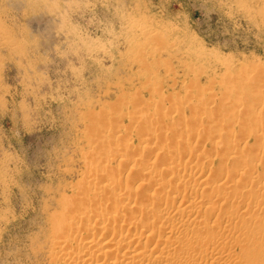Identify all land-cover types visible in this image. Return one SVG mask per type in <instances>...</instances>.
Listing matches in <instances>:
<instances>
[{"label":"rangeland","instance_id":"obj_1","mask_svg":"<svg viewBox=\"0 0 264 264\" xmlns=\"http://www.w3.org/2000/svg\"><path fill=\"white\" fill-rule=\"evenodd\" d=\"M245 77L248 78V80L246 79L248 82L245 81ZM256 77L259 80L262 78V83H257ZM154 79L157 82H155L156 80L153 81ZM240 79L244 80L242 82L245 85H241ZM228 82L238 83L236 84L238 88ZM263 83L264 0H0V264H62L58 258H55L58 248H55L53 246L54 241H51L54 240V233L51 228L57 222L55 220H59L58 215L64 211V207V209H71L74 203L76 204L79 200L76 197L77 201L74 202L77 190L87 183L88 176H92L89 175L90 173L94 176L91 178H95L97 177V170V173H101L100 171L103 169L102 173H104L108 169L111 174L114 170H119L120 164L123 165L126 160H124L125 162L120 161L115 156L116 160H111L113 159L112 155L118 152L120 154L122 151H119L120 148L125 147L126 143L130 151L127 147H122L121 149H124L122 155L124 153L126 155L128 152L127 154H130L131 158L127 159L129 157L126 155L127 162L133 167L138 166V169L134 168L139 171L142 167H139L140 165L143 163L146 165L149 160L155 158L154 155L157 150H150L152 146H156L155 143L157 144V141L154 142L155 139L158 140L159 146L161 140H164L161 137H165L167 144L172 140L170 145H173L174 148L176 145L177 153L179 152V156L181 155L177 159L178 162L176 161L177 164L188 167L194 166L196 163V168L207 169L204 171L205 173L209 172V175L205 180L206 183H204L208 186L209 183L211 186L215 184L212 191L210 190L207 194L213 193L218 183V180L217 183L215 180L219 178L210 171L214 170L218 174L220 168L217 171L215 170L216 167L222 166L227 161L229 162L227 164H231L233 161L236 163V158L238 159L240 156L238 157L236 155L238 153L234 151L242 152L239 155L243 157L242 154L249 146L251 151L249 148L247 150L250 151L249 155L245 152L244 158L251 154L253 156L259 149L261 150L258 151L259 153H264V135L262 136L264 134V115L254 117L246 110L249 101L252 107H254L253 103H256L252 100L255 99L256 101L257 98L250 99L253 95L254 97L259 96V100L263 99ZM232 87L234 88L231 89ZM231 90L235 91L236 96L233 95V99H229L230 103H225L226 106L224 104V107L231 106L233 103L232 107L236 110H234L235 113L232 111V113L227 114L231 116L238 111L239 116L236 114L232 119L240 121L236 124L233 120L234 123H231L232 119L228 117L231 123L229 125L226 116H224L225 121L223 118L222 121L225 123L227 121L228 124L221 122V118H219L220 120L215 119L218 118L215 114L224 112L225 108L221 111L220 107L211 105L213 110L210 103L217 101L220 103L216 102V105H222V97L226 95L228 97L230 93L228 91ZM199 91L200 94L198 95L201 96L197 97ZM159 92L164 96L161 94L163 97H159ZM214 94L215 96L211 97H214L213 102L210 100L211 98L205 99L207 95L210 97ZM184 96H187L186 101ZM245 98L250 99H247L246 105L243 102ZM199 99L207 101L210 111L213 110L215 113L212 111V114L214 113L215 116L212 115L213 117H211L209 114V118L206 113L209 111H200L203 113L199 114L191 108L195 103H199ZM152 100L154 103L151 104ZM149 101L151 107L150 104H146ZM232 101L238 102L237 105L236 102ZM130 102L137 103V106L143 109L145 106V109L149 106L148 112L153 113L152 117L154 118L150 117L151 113H146L147 110L144 112L141 109L146 115L141 114L142 111H139L140 109L134 107ZM177 106L178 108L179 106L182 107L181 111L178 110L181 112L180 114L177 111ZM251 106L250 108H252ZM190 110L193 114H190ZM167 111L173 113H167V115H172L168 121L167 119L160 120L159 123L154 120L157 116L155 113L165 112L166 114ZM113 112L114 114L117 112L115 114L117 118ZM133 112H136V117ZM118 113L122 114L121 117L118 116ZM195 113L199 116L202 115L201 119L203 118L204 124L208 123L207 118H209L208 121L211 119L210 122L215 119L216 122L224 124L214 121L216 125L219 124L217 127L221 125L222 129L215 127L217 129L214 133L209 130L211 137L212 134L213 137L211 138L210 134H206L207 137H210L208 139L204 135L208 129H203L204 134L202 132L204 126L197 130L202 134L196 131L194 135L190 131V134L194 135L195 138L198 137L201 141L203 139L201 143L196 138L199 141L197 152L201 150L209 155H211L210 153L214 154L217 150L213 148L215 151L210 152L213 145L210 147L212 143L209 141L213 138L220 139L222 146L220 144L218 149L226 147L227 144L235 147L229 159L221 160L219 164L218 161L220 160L213 158L210 161L213 164H210L208 158L207 161L202 160L201 162V160H188V157L186 159L184 157L186 154L183 156L182 153L187 152L183 147L184 140H186V136L189 137L190 135L187 131L189 126L191 125L193 128V124H196L197 121L193 116ZM127 114L131 115L127 116ZM139 114L144 116L140 117ZM227 114L225 113V115ZM199 116H196L197 119ZM122 117L123 119L120 121L119 118ZM142 117L144 119L146 117L148 120L145 119L146 121H144ZM150 118L152 120L149 121ZM134 119L136 120L134 121ZM175 119L177 120L176 123H174ZM248 119L262 120L263 129L252 131V128L248 127ZM169 120H172L171 123L175 129L177 128L176 131L175 129L172 131L174 126L171 127L172 132L168 130L167 125L170 124L171 126ZM136 121L140 122L137 124ZM152 121L155 124H152ZM114 124L117 125L113 126ZM160 125L165 126L167 130ZM225 125H227L228 130L232 129L233 131H227ZM231 125L233 128H230ZM119 126L120 129L117 128ZM177 126H180V129ZM181 126H183L184 131L186 130L185 127L189 128L184 132ZM110 127L121 130V137L117 135L119 134L118 130L112 133L114 130ZM242 127L251 131L248 133ZM153 130L155 136L161 138H159L160 140L155 136H153L155 139L152 137L153 140L147 139L148 132ZM101 131L105 132L102 134ZM141 131L143 136L140 135ZM225 131H227L226 135ZM245 131L250 135L245 137L246 140H244V136L247 134ZM252 132L259 135L254 137ZM228 133L231 134L227 135ZM112 135L115 139L111 138ZM200 135H203L201 137L205 136L206 141L204 138H200ZM139 136L142 139L144 136L146 137L143 139L144 142L142 139L138 140L140 139ZM99 138H105V140L101 139L100 142ZM120 138L124 140L121 142ZM183 138L184 142L181 140ZM254 139L256 146L253 142ZM108 140L115 143L108 144ZM179 141L183 144H181L183 150L182 147H179ZM257 141L259 145H257ZM98 142L104 143L103 146ZM147 142L150 146L149 144L147 146ZM175 142L176 144H174ZM203 142L206 144L205 146ZM140 143L142 144L139 145ZM239 144L241 147L237 150ZM247 144L246 150L243 149V146L245 148ZM138 145L142 146V149ZM228 145L227 147H229ZM136 147L141 149L144 155L146 154V160L141 158L144 156L140 152L141 150L133 154L137 151ZM134 148L135 150H132ZM205 148V151L209 152H204L203 149ZM209 148L211 149L209 150ZM254 149L256 152L253 151ZM87 151H91V153H87ZM95 153H99V155ZM102 153L107 154L106 157ZM100 154L109 161L101 166L98 165V168L100 167L98 169L95 166L103 159ZM135 155H139L140 162L142 160L145 162L139 165L133 164L131 160L138 158ZM165 155H163L164 159L161 157V162L166 159ZM98 156L102 158L100 160H98L99 158L95 159ZM166 157L168 163L166 160L163 161L164 164L167 163L164 166L174 164L175 161L172 160L171 156L166 155ZM232 157L234 159L230 162ZM262 157L259 165L255 162L253 168L255 170L251 169L253 176H262L260 172L263 169L261 165L264 166V154ZM94 160L99 162L96 163L95 161L94 164L92 162ZM90 164L94 166L91 168ZM207 164L210 167H206ZM162 165L161 167H164ZM94 168L96 172L93 171ZM115 173L112 175L117 174ZM224 175L220 180L221 182L224 181V177L226 181L228 180L225 190L223 189L227 193L234 184L232 182L237 181L239 175H227L226 173ZM210 176L215 177V179L211 178L213 184L208 181ZM231 176H234L235 180ZM258 176L257 178H259ZM230 177L234 181L231 180L230 182ZM262 177L260 179L264 181V175ZM128 179L131 180L129 177ZM128 179L126 182L130 181ZM129 184L127 183L125 187L135 199L141 196V193H137L140 188L145 193V185L141 187L133 183ZM208 186L206 191H209ZM245 186L244 189L242 188L241 196L252 198L248 200L250 205H255L256 201L261 203L264 200L260 196H255L258 188L253 185L249 186V184ZM232 189L234 192L235 188ZM103 192H107L103 194L105 197L100 194V198L95 199L98 201L108 197L109 201L104 200V202L110 204L113 198H109L112 197L109 190L103 189ZM230 192L229 194H232ZM143 193L141 197L144 199ZM138 198L137 202L139 201ZM93 199L91 200L93 201ZM66 200L68 203L70 202V206ZM137 205L138 203L131 208L136 209L135 211L138 213L139 207ZM131 208L127 209L125 213L128 210L130 213H135V211L131 212ZM260 214L264 216V213ZM243 216L244 219H247L248 216L251 217V214ZM253 216L258 217L259 214L254 213ZM260 216L258 218L262 217ZM239 221L242 222V220ZM156 223V226L160 225L159 221ZM237 223L239 224L238 221ZM236 253L242 256L243 250L237 248Z\"/></svg>","mask_w":264,"mask_h":264},{"label":"bare ground","instance_id":"obj_2","mask_svg":"<svg viewBox=\"0 0 264 264\" xmlns=\"http://www.w3.org/2000/svg\"><path fill=\"white\" fill-rule=\"evenodd\" d=\"M246 72H247V70H246ZM247 77L244 78L245 81H246V79L248 80ZM249 78H251V77H249ZM261 79L262 78H260V80H259L258 77L255 78L257 83L258 82L260 83ZM155 80L156 79H154L153 81H155ZM240 81H241V85H245L243 83L244 80L240 79ZM251 81H252V79H251ZM155 82H157V80ZM246 82H248V81H246ZM149 84H151V83H149ZM229 84L235 85L236 87L238 86V85H236L238 83L235 84L234 82H232V83L230 82ZM234 87H232L231 89H233ZM200 89L202 90V87H200ZM205 89H206V87H205ZM209 89L211 90L212 88H209ZM210 90H209V92H211ZM200 91L197 93V95L200 94ZM252 91H251V93H252ZM204 92H206V91H204ZM228 92H230L228 94V97H226L227 96L226 95L225 97H222L223 99L221 98L222 99L221 101L223 102L222 105L217 104L218 105L217 106L216 105L217 101L214 102L215 104L210 103V106L212 105L213 107H217V108L220 107L219 109H221V111H223L225 108L224 112H218L215 114L218 116V118L214 117L215 119H218V120H220L219 118H221V122L225 121L224 116H226L227 119H228V117H231V119H232L236 114H238L237 113L238 111L236 112V114H234L235 109H234V107H232L233 103H231L232 105L230 104L231 106L227 105V107L229 109L227 107H224L225 103H230L229 99L230 100H231V98L233 99V95H234V97L236 96V94H234L235 91L231 90ZM156 94H157V92H156ZM161 94L162 93L159 92V97L164 96L163 94H162L163 96ZM189 95H188V97H189ZM208 95L206 96L207 98H205L206 100H208L212 96H215V94L210 95V97H208ZM200 96L198 95L197 97H200ZM237 96H239V95H237ZM245 97H246V95H245ZM186 98H187V96H184V100ZM213 98H211L210 100L212 101ZM243 98H242V100H243ZM252 98H257V100L256 101H255V99L252 100ZM149 99H151V98H149ZM163 99H162V101H163ZM205 99L204 100L199 99L200 100L199 103L198 102L195 104L193 103L194 105L191 108L193 110H195L196 112H198L199 114L206 112V111H209V113L206 112L208 114L209 118H210V115H211V117L215 116L214 115L215 112L213 111L214 108L211 106L213 108V110L212 109L211 110L214 112L212 114V111H210V108H209L207 101ZM247 99H249V98H247ZM247 99L245 98V101ZM250 99L256 103H253L254 107H252L249 104L250 101L249 102H248V100L246 102L243 101L244 105H246L245 103L248 102L247 103V109H246L247 113H249V114L251 113L252 115L251 114L250 115L254 116V117H260L262 114L264 115V96H263V99H261V100H259L260 99L259 96L254 97V95ZM190 100H191V98H190ZM154 101H155V99H154ZM185 101H182V102H185ZM187 101H188V99H187ZM219 101H220V97H219ZM238 101H240V100H238ZM143 102H145V101L143 100ZM157 102H159V101H157ZM232 102H236V101H232ZM152 103H154L153 100H152L151 104ZM190 103L191 102H189V104ZM217 103H220V102H217ZM237 103L238 102H236V105H237ZM131 104H133V102ZM146 104L149 105L150 101ZM151 104H150V107H151ZM159 104H161V103H159ZM133 105H134V107L136 106V108H139L137 106V103L133 104ZM178 105H180V104H178ZM249 105L252 108H250ZM190 106H192V104H190ZM225 106H226V104H225ZM234 106H235V104H234ZM145 107H144V109L139 108L140 110L139 109L138 110L142 111L141 109H143L144 112L147 110L146 111V113H147L149 111L148 108H150V107L147 106L148 108H146V109H145ZM180 107L181 106H179V108H178V106H177V111L182 110V107H181V109H180ZM235 108H236V106H235ZM244 108H245V106H244ZM174 109H175V106H174ZM136 110H134V111H136ZM215 110H216V108H215ZM169 111H171V110H169ZM177 111H175V112H177ZM195 111H193V112H195ZM200 111H203V112H200ZM217 111H219V110H217ZM226 111H228V112H226ZM232 111L234 112L233 115L229 116V114L232 113ZM144 112L142 111L141 114H143ZM146 113H144V114L146 115ZM150 113L151 112H148L147 114H150ZM167 113H169V112L167 111L166 114H165V112L164 113H158V112L155 113V114H157V116L155 117L154 120L159 122L160 120L163 121V120L167 119V121H168L169 117H172V115L171 116L169 115L172 112L169 113L168 115H167ZM180 113L181 112H179V114ZM191 113H192V111L190 112V114ZM225 113L226 114L229 113V114H227L228 116L225 115ZM115 114L113 112V115H115ZM118 114H119L118 116L121 117L122 114L121 113H118ZM141 114H139L140 117L144 116ZM152 114L153 113H151L150 117H152ZM195 114L193 116H194L195 120H197V121H196V124L191 123L194 125L193 128L191 125L189 126L190 128L187 126L189 129L192 128L191 130H189L188 128L185 127L186 130L188 129V131H187V132H189L188 134H190V131H192L191 133H193L195 135V132L201 126H204L202 128V130L203 129L204 130L208 129V131L212 130L213 133H214V131H216L215 129H217V128L222 129L221 125L219 127H217L219 124L216 125V123H220V122H218V121L216 122L215 119H214V121L216 123L214 121L210 122L211 119H210V121H208L209 118H207L208 123L205 122L206 124H204L203 120H202L203 118L201 119L202 115L199 116V114L198 115H197V113H195ZM130 115L127 114V116H130ZM125 116H126V114H125ZM132 116H134V115H132ZM147 116H149V115H147ZM196 116H199L198 117L199 119H197ZM238 116H239V114H238ZM135 117H136V114H135ZM116 118H117V116H116ZM152 118H154V117H152ZM152 118H150L149 121L152 120ZM222 118H223V121H222ZM120 119L122 120L123 117L119 118V120ZM131 119H132V117H131ZM142 119H144V117H142ZM145 119H146V117H145ZM145 119H144V121L148 120V119H146V120ZM135 120L136 119H134V121ZM229 120L230 119H228V122H229ZM233 120L234 119L231 120V123L236 122V124H237V122L240 121V120L239 121L234 120V122H232ZM256 120L257 119L247 121L248 122L247 124L249 125L248 127L252 128V131H254V129L258 130V129L264 128V127L262 128V126L264 125V123H263V125L261 123L262 120L261 121L260 120L256 121ZM169 121L171 123L172 120H169ZM176 121L177 120L175 119L174 123H176ZM138 122H140V121H136L137 124H138ZM136 123H135V125L138 128ZM153 123H154V121H152V124ZM223 123H225V122H223ZM223 123H220V124H223ZM226 123H227V121H226ZM231 123L229 122V125ZM145 124H146V122H145ZM116 125L117 124H114L113 126H116ZM163 125H160V126H163ZM165 125H166V122H165ZM167 126H168V130L171 131V127L173 128L174 125L171 123V126H170V124ZM225 126L227 128V125H225ZM232 126L233 125H231L230 128H233ZM163 127L165 128V126H163ZM177 127H179V129H180V126H177ZM181 127H182V130L184 131L183 126H181ZM215 127H217V128H215ZM101 128H103V127H101ZM114 128H113L114 131L112 133H114L115 130L116 131L118 130L119 134H117V135H119V137H121L120 136L121 130H119L121 127L120 126L117 127L119 129H117V128L114 129ZM164 128H163V130H164ZM226 128H225V130H226ZM174 129H175V126H174L172 131H174ZM176 129H175V131H176ZM240 129H241V127H240ZM242 129H243V127H242ZM245 129L246 128H244L243 130H245ZM107 130H108V128H107ZM157 130L158 129L156 128V131ZM163 130H161V131H163ZM165 130H167V129L165 128ZM186 130L184 132H186ZM204 130L202 131L203 134L205 133ZM230 130H232V129H230ZM230 130H228V128H227V131L230 132ZM208 131H206V133L204 135L210 134V137H211V133H210V131L209 132ZM227 131L224 132L225 135H226ZM246 131H248V133H249V131H251V130L246 129ZM104 132L105 131H101L102 134ZM202 132H200V133L202 134ZM254 132H252V134H254ZM263 132H264V129H263ZM148 133H149L148 135H147V132L145 133L147 136L145 134L144 135L146 137H148L147 138L148 140H149V138L153 140V138H154L153 136H155V131L154 130L149 131ZM215 133H218V132H215ZM185 134H184V136H186ZM229 134H231V133H228L227 135H229ZM247 134L244 136V138L247 136L248 137L250 136L249 134L248 135ZM109 135H111V134H109ZM140 135L143 136L142 131H141ZM194 135L190 134L189 137L186 136L187 138H185L183 136L186 140H184V138L181 139L182 141L183 140L185 141V142L183 141L184 142L183 147H184V150L186 149L185 151H187V152L186 153H182V151H180V152L183 154V156L186 154L184 157L185 158L188 157L189 158L188 160H194V161H200L201 160V162H202V160H206L208 158L209 159L208 161L210 162V161H212L213 158H218L220 160V161H218L220 164L221 160L223 161V160H227V158L229 159L231 154H232V151L235 150L234 145L232 146V145H228V144L227 145L229 147H227V145H226V147H224V148L221 147V149H218V148H220V144L222 146V143H220V141H219L220 139L218 140V139L213 138L212 140L209 139L210 140L209 142L212 143L210 147H212V145H213L212 149L209 148V150L211 149L210 152H213L215 150H217V151L214 154L210 153L211 155L203 153L201 150H200L201 152L199 151L200 152L199 153V152H197L199 150V149L197 150V148H198L197 144H199L198 140L201 141V139L196 137V138H198V140H197L194 137ZM207 135H206V137H207ZM216 135H220V134H216ZM216 135H214V136H216ZM257 135H259V134H256L254 137H256ZM263 135L264 134H262V136ZM159 136H160V134H159ZM164 136H166V135H164ZM201 136H203V135H200V138L205 139V136L204 137H201ZM241 136H243V135H241ZM112 137H113V135L111 136V138ZM144 137H143V139H144ZM208 137L206 139H208ZM212 137H213V134H212ZM219 137H221V136H219ZM111 138H110V140H111ZM113 138L115 139V137H113ZM139 138L140 139H138V140L140 141L142 138L140 136H139ZM156 138H158V137H156ZM161 138H163L164 140H161L160 146L158 145L159 144L158 140L154 138L155 139L154 142L157 141V144L155 143L156 146H152V149H150V150H157V152L154 155L155 158L149 160L150 158L147 157V158H149V159H147L149 161L146 165H143L144 164L143 162H145L143 160L144 159L146 160V154L144 155V152L142 153V150H141L142 146H139L142 143H140L138 145V147L141 149L136 147L137 151H135V152L132 151V150H135V148L131 150L133 152V154L139 152L138 150H141L140 152L144 155V156L140 155V156H142L141 158H143L142 162H140L141 158L139 159V157H138L139 155L138 156L135 155L138 157L137 159L134 158L131 160L133 164L139 165V164L143 163L142 165L139 166V167L142 166L139 169V171H136V169H135L138 166L137 167L134 166L135 167L134 168L133 165H130L129 162H127V159L131 158L130 154H127L128 152L126 153V155H128L129 158H127V159L125 158L126 157L125 153L123 154L124 156L122 155V153H123L122 151L124 150V149H121L123 147L122 146L119 150V151L122 150L120 152V154H119V152L116 154H113L112 155L113 159H111V160H114L115 158H117L118 160L123 161V162H125L124 160H126V162L123 163V165L120 164V168L118 171L114 170L117 174L113 171L116 175H112L114 173L112 172V174H111V171L109 173L108 169H106V171H107V172L105 171L106 173L105 172L102 173L103 169L100 171L101 173H97L98 170L96 172V169L94 168L95 170L93 169V171L96 172L97 177L91 178L93 176V174L90 173L89 175H92V176H90V177L88 176L89 179L86 180L87 183L85 181L86 184H84L80 188H79V186L77 187V189L78 188L79 189L77 190V196L75 195V201L74 202L77 201L76 197H78L77 199H79V200L76 202V204L74 203L75 207L72 204L73 207H71V209H67V208L64 209L65 207L63 206L64 211L61 210L62 212L60 214L58 212V214H59L58 219L59 220L56 219L55 221H57V222L54 224L53 228H51V229H53V233H54V240L52 239L51 241H54L55 245L53 244V246H55V248L56 247L58 248V250H57L58 252H56L57 257L55 256V258H58V260L62 264H264V216H263V214H260V213H264V200L263 201L261 200L262 198H264V181H262V179H260L264 175V166L261 165V167L263 168V169H261V172H260L262 174V176L259 177L257 175L259 178H257V176H253L252 175L253 173L251 171V169H253L255 167V162H256V164L259 165V163L263 159L262 155L264 153H262V154L259 153L258 152L260 150L259 148H258L259 150H256L257 151L256 152L255 151L256 148H255L253 151H255L256 153L253 156H252V154L250 155V156H252V158H250V156H248L249 159H248V157L244 158V154L248 153V155H249L251 148L248 146V144L245 146V148L242 145L243 149H245V150H246V147L248 146L247 148L248 149L250 148L249 149L250 151H247L248 149L245 151L246 153L243 151L244 152L242 154L243 157L241 155H239V153H242V152L234 151L235 153L237 152L238 154H236V155L238 157L240 156V158H241V159L238 158L239 159L238 162H237L238 159L236 158V163H235L233 161L234 158L232 157L230 162L233 161L234 163L232 162L231 164H227V163H229L227 161V163L223 164L222 166L216 167L217 169H215V167H214V169L217 171H218V168H220L218 174L215 173L216 171H214L211 168L213 171H210L211 169L209 171L214 172L216 177H218L219 179L215 180L216 183L218 180L217 186L215 188L216 191L214 190V192L211 193L212 195L211 194L209 195L207 193H209L210 190L212 191V187L215 184L212 186L210 185V183H209V186L207 184H205L206 183L205 180L209 175L208 174L209 172L205 173V171H207V169L206 170L204 169L205 170L204 171L203 167L196 168L197 167L196 163H195L196 166L190 165L188 167L187 166L184 167V165L182 166L179 163L177 164V162H178L177 159L181 155L179 156V154H178L179 152L177 153L178 149L176 150V145L174 148L173 145H170L172 140L171 141L169 140L170 143L167 144L165 142L166 141L165 137H161ZM99 139H100V142H101V139L105 140V138H99ZM143 139H142V141L144 142ZM147 139H145V140L147 141ZM206 139L204 141H206ZM106 140H107V138H106ZM123 140L121 139V142ZM152 140H151V142H152ZM244 140H246V138ZM262 140H261V142H262ZM112 141H115V140H112ZM125 141H126V139H125ZM180 141H179V143H180L179 147H182L181 146L182 141L181 142ZM202 141H203V139H202ZM202 141H201V143H202ZM148 142H147V146L149 144ZM242 142H241V144H243ZM253 142L255 143V146H256L255 139ZM105 143H107V142H105ZM109 143L114 144L115 142L113 143V142H110L108 140V144ZM245 143H248V142L245 141ZM99 144L103 146L104 143L103 144L99 143ZM174 144H176V142ZM203 144H204V142H203ZM105 145H107V144H105ZM117 145H119V143ZM125 145L126 146L123 148H126V147L128 148V144L126 143ZM205 145L206 144H204V146ZM236 145H237V143H236ZM239 145H238V148H236L237 150L239 149V147H241V145L240 146ZM257 145H259L258 141H257ZM149 146H150V144H149ZM183 147L181 148L182 150H183ZM261 147H262V145H261ZM149 148H151V147H149ZM213 148H215V150ZM145 149L149 150L148 148H145ZM145 149H144V151H145ZM88 150H90V149L88 148ZM128 150H129V148H128ZM203 150H204V152H209V151H205L206 148ZM240 150H241V148H240ZM125 152H126V150H125ZM87 153H91V151L90 152L87 151ZM150 153H149V155H150ZM95 154L99 155V153H95ZM95 154H94V156H95ZM133 154H132V156H133ZM164 154H166L167 156H171L172 160L175 161L174 164L169 163L170 165H168L167 167L164 166L165 164L167 165V163H168L166 155H165V158H166L165 160L167 163L165 162V164H164L163 161H165V160H163L162 162L160 161L161 157H162V159H164L163 158ZM102 155L103 156L105 155V157H106L107 154L102 153ZM147 155H148V153H147ZM233 155H235V154H233ZM94 156H93V158H94ZM101 156H100V158L103 157V156L102 157ZM114 156H115V158H114ZM151 156H152V153H151ZM105 157H103V159H101V160H100L99 156L97 158H95V159L99 158L98 160H100V162H101V164H100L99 161H98L99 163L96 160L92 161V162H94V164H95V161H96V163H98V164H96L95 167L98 168V165L101 166L102 164L107 163L109 161V159L106 160ZM108 157H110V156H108ZM261 157H262V159H261ZM170 160H169V162H172ZM203 163H206V162H203ZM109 164H110V162H109ZM210 164H213V163L210 162ZM90 165H91V168L94 166L93 164H90ZM108 165H105V166L108 167ZM161 165L164 167H161ZM203 166L205 167L204 164H203ZM207 166H209V165L207 164L206 167ZM216 166H218V165H216ZM88 167L89 166H87V168ZM209 167H208V169H209ZM253 170H255V169H253ZM95 172H93V173H95ZM249 172H250V174H249ZM85 173L87 174V172H85ZM225 173L227 175L228 174L237 175V176L239 175V178L236 177L237 181L232 182V184L234 183L233 184L234 187L232 186V188H235L234 192H233L232 188H231L232 190L231 189L228 190L227 193L224 192L228 180L226 181L225 177H224V181L221 182L220 179H222V175H224ZM260 173H259V175H260ZM98 174H99V176H98ZM227 175H226V178H227ZM128 177L131 178V180L128 179ZM231 177H233V179L235 180L234 176H231ZM231 177L229 179L230 182H231V180L234 181L233 179H231ZM211 178L215 179V177L210 176V180H208V179L207 180L210 182L211 180H213ZM127 179H128V181L130 180L129 181L130 184L133 183L136 186H141V187L143 185L146 186V187L144 186L145 187V189H144L145 193L142 192L143 190L141 188L137 192L138 194L141 193V196L143 193L144 199L141 196H140V198H142V199H140L138 197H136V199H135V197L132 196L133 194L132 195L130 194L131 192L128 193L129 191L125 187V185L127 183L129 184V182H126ZM211 183L213 184V181H211ZM247 184H249V186L253 185L254 187L258 188V191H256L255 196L261 197V199H259V201L260 200L262 201L261 203H258V201H256L258 204L255 203V205H250L251 203H249L248 200L252 199V198L241 196L242 195V188ZM229 185L230 184H228V186ZM131 186H133V185H131ZM207 186L209 188V191L208 190L206 191ZM106 187H107V189H106ZM210 187H211V189H210ZM229 187H231V185ZM127 188H129V187L127 186ZM103 189L109 190L110 196H112L109 198H113V201H111L112 203L110 202V204L109 203L107 204V202H104V200L105 201L108 200V197H107V199L104 198V200L101 197L102 200L97 201V199H98L97 197H99L100 194L103 195V194L108 192L107 191L105 193L104 192L102 193ZM131 189H132V187H131ZM245 189H247V187ZM226 190H227V188H226ZM130 191H134V190H130ZM229 191H231L232 194H229ZM247 192H245V193L247 194ZM134 194H136V193L134 192ZM138 194H136V195L138 196ZM248 194H249V192H248ZM253 194H254V192H253ZM103 197H105V196L103 195ZM95 198H97V199H95ZM137 198L139 199L138 202H137ZM91 199H93L94 202ZM257 200H258V198H257ZM72 202H73V200H72ZM66 203L68 205L70 204V202L68 203V200H66ZM137 203H138L137 207H139L138 213L135 211L136 209L131 208L132 206L134 207L135 204H137ZM225 203H227V204L224 205ZM129 208L132 209L131 212L135 211V213H130L129 210L127 213H125V211H127V209H129ZM236 208H237V210H236ZM254 213L259 214V216L261 215L262 217L261 216H260L261 218H258L259 216L258 217H255V216L252 217V215ZM249 214H251V217L248 216ZM55 215H57V214H55ZM243 215H247L248 218L244 219ZM53 217L57 218L56 216H53ZM239 217H241V219H239V220H242V222L238 220ZM158 221H159L160 225L156 226V224H157L156 222H158ZM237 221L239 222V224L237 223ZM237 248H239V250H243L242 256H240L241 254L239 255L236 253ZM55 250H53V251H55ZM238 253H239V251H238ZM240 253H241V251H240ZM53 255H55V254L53 253Z\"/></svg>","mask_w":264,"mask_h":264}]
</instances>
